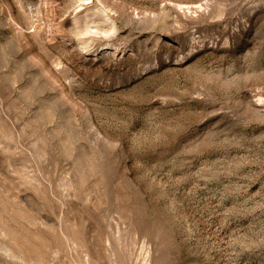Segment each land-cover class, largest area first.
<instances>
[{
	"label": "rangeland",
	"instance_id": "374dc122",
	"mask_svg": "<svg viewBox=\"0 0 264 264\" xmlns=\"http://www.w3.org/2000/svg\"><path fill=\"white\" fill-rule=\"evenodd\" d=\"M0 264H264V0H0Z\"/></svg>",
	"mask_w": 264,
	"mask_h": 264
}]
</instances>
